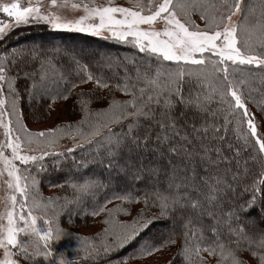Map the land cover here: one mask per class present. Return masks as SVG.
I'll list each match as a JSON object with an SVG mask.
<instances>
[{"label":"snow or ice","instance_id":"6c2138e0","mask_svg":"<svg viewBox=\"0 0 264 264\" xmlns=\"http://www.w3.org/2000/svg\"><path fill=\"white\" fill-rule=\"evenodd\" d=\"M129 3L0 4V12L15 21L0 22V39L13 27L43 21L54 29L96 35L107 30L146 58L132 73L125 68L124 76L116 79L96 76L81 66L79 82L94 81L97 91L108 89V106L94 110L90 104L96 92L78 93L89 97L78 102L83 113L79 121L33 132L23 123L16 81H30V99L48 96L51 101L67 99L78 85L73 82L59 90L63 74L51 57L41 58L35 49L0 53V187L6 193L0 196V264H73L54 253V244L71 235L58 218L66 214L71 221L89 202L90 214L103 213L108 227L101 237H77L88 258L126 246L154 218L166 217L174 226L179 224L180 254L186 264H209L208 257L216 264H247L244 252L264 264V229L242 216L258 202L264 204V133H258L247 106L250 101L264 110V0ZM67 9L82 14L69 18ZM37 59L39 70H26ZM116 91L128 98L117 99ZM66 138L72 147L59 151ZM77 149L91 150L94 156L102 152L109 167L127 156L133 178L147 179L146 188L136 196L113 194L101 203L95 199L101 184L90 178L70 184L71 198L44 197L32 171L45 170V158L56 163ZM72 159L78 168L86 167L83 159ZM141 198L148 208L159 209L155 217L145 218L141 211L131 222L116 219L117 213H127L125 203ZM113 200L122 203L108 208ZM175 235L173 231L160 245L142 246L138 255L175 244Z\"/></svg>","mask_w":264,"mask_h":264},{"label":"trees","instance_id":"16d2710c","mask_svg":"<svg viewBox=\"0 0 264 264\" xmlns=\"http://www.w3.org/2000/svg\"><path fill=\"white\" fill-rule=\"evenodd\" d=\"M32 39H37L39 42L53 43V51L46 48H42L40 50L35 49L28 43V41ZM67 48H70V50H68ZM12 49L22 51L35 49L39 52L41 58L51 57L56 69L60 73H62L65 78L64 81L60 82L59 90L63 91L65 87L70 86V84L73 82L77 83L78 86L72 89L71 93L68 95V98H77L75 103V106H77V108L75 110L81 112L80 114L83 113L78 102L81 99H89V97L85 96L82 98L78 95V93L96 92L97 98H93L92 103L90 104V107L94 110H101L106 108L107 106L104 108L95 107V104H97L98 102L102 103L104 101L109 102L111 99L108 89H99L98 91L96 90L94 81H90L87 83L79 82L80 76L83 75V72H81L80 70L81 66H87V71L96 76H100L105 79H116L118 77L124 76L125 68H127L128 71L132 73L134 71V67L136 65L144 63L146 59L144 53L139 52L136 47L129 43L119 42L114 39L97 38L81 33L55 31L51 30L49 26L45 24H30L14 28L0 41V53L10 52ZM76 51L86 54L89 58L77 59L75 54ZM108 54H113L114 59L107 56ZM102 56H104V60L98 61L97 58ZM26 70L38 71L39 59L31 62L27 66ZM29 85L30 81L26 80L23 77L18 79L15 85L19 91V95L21 96L20 107L23 113L29 111L33 115L37 114L40 116L41 113L45 114L47 112V104H52L53 102L64 100L56 99L54 101H51L50 97L48 96L36 97L29 100L26 98V89L29 87ZM86 85H92V88L87 89L85 88ZM255 86L260 87L259 83H257ZM52 91L55 92L56 89ZM102 91H105L106 93L103 94L101 93ZM114 95L117 99L128 98L119 91H116ZM254 95L256 94L254 93ZM257 98L260 99L261 97L257 96ZM247 106L256 109L258 113L257 115H259L264 121V110L258 107L256 103H252L250 101L248 102ZM230 127L234 129L235 125H232ZM72 157H75L76 162H80L83 159V161L86 163V167L78 168L76 164L73 163ZM135 162V157H133L131 163ZM116 164H118L119 172H115L114 170V166H116ZM108 165L109 160L104 157V154L102 152L101 155L94 156L91 154V150L82 153L80 149H77L76 152L73 153L68 159H60L56 163L52 162V158H48L45 163V170L42 171V178L41 180L39 179L41 188L44 189L45 186L54 187L56 189V197L71 198L73 190L70 187V184L75 181L91 178L99 181L101 184V187L96 192L95 196L96 201L101 203L106 199H111L113 194L131 193L133 196H136L141 194L142 191L146 188V185L148 183L147 179L137 181L133 178L130 170L131 168H128L130 164L128 162L127 156L116 158L111 167H109ZM99 172L101 173V175L99 174ZM106 172L109 173L108 177L105 176ZM47 173L51 176L52 180L55 179L59 182H51L46 180L45 175ZM75 174H77L81 178H75L73 176ZM67 175H71L72 177L69 178L67 177ZM237 191H239V189ZM139 202L143 204L142 207H144L143 209H145V211H150L155 215L159 212L158 208H148L142 198L139 200ZM121 203L122 202L120 200H113L112 203H109L107 205V207L112 208L116 205H120ZM134 203L135 202L125 203L124 205L128 206L133 205ZM262 206L263 204L258 202L257 205L254 206L250 211L242 214L244 220L249 221L248 216L251 213H258L260 218L263 219V226L261 228L259 227L257 220L254 221L256 227L259 229H264V212L261 210ZM90 212L91 207L89 202V206L85 207L83 212H80L79 214L73 213L71 221H69V218L66 214L61 215L59 223L65 230H68V228L72 227H79L80 223L83 226L87 222H91L95 219L96 216L91 215ZM122 213L123 212L117 213L116 219H121V215H123ZM100 215L104 216L103 213H101ZM148 227V229L146 228L147 230L143 229L139 233V235L131 242H129L126 246L115 250L108 255L102 254L101 256L93 259L95 262L91 264H121V261L126 259L127 257H129V259L139 258L140 256L138 255V252L142 246L146 244L160 245L164 240L168 238V236L173 231L176 232V242H181L182 246L183 237L179 234L181 231L179 224H176L174 226L171 219H168L166 217H159L158 219L154 218L150 225H148ZM155 227L157 228L156 231H154ZM171 245L172 244L164 245L160 247L159 250L170 247ZM180 253L181 247L174 256L173 260L167 264H186L185 259ZM248 258H252L251 260L253 261V264H257V260L255 257L251 256L249 252H244L243 259L247 261V264H250ZM209 264H211L210 261ZM212 264H216V262Z\"/></svg>","mask_w":264,"mask_h":264},{"label":"rangeland","instance_id":"374dc122","mask_svg":"<svg viewBox=\"0 0 264 264\" xmlns=\"http://www.w3.org/2000/svg\"><path fill=\"white\" fill-rule=\"evenodd\" d=\"M12 2H14V0H0V4L12 3ZM34 2H35V0H33V3ZM71 2H79V0H71ZM97 2L107 4L108 0H97ZM20 3L22 5H26L28 3V0H20ZM44 3H49V0H44ZM111 3L113 6H124V7L131 6L129 3V0H111ZM65 12L69 18H76L82 14V12L79 10L73 11L71 9H67V10H65ZM0 22H3L4 24H14L15 23L14 18L7 17L6 14H4L2 12H0ZM197 23H200L202 25L203 22L197 18ZM30 24H45V25L49 26V28L51 30H55V31L81 33V34H85V35H89V36H93V37H97V38L114 39V40H117L119 42H122V41L112 37L111 32H109L107 30H102L100 35H96L92 32H88V31L81 32V31H78L75 29H72V30L54 29L51 27V25H49L43 21L32 22V23H29L28 25H30ZM20 26H25V25H20ZM157 27H160V25H157ZM14 28H16V27H13L11 30H8L6 32V34L4 35V37L6 35H8ZM131 39L132 38L130 37L129 40H131ZM1 40L2 39H0V41ZM28 43L30 45H32L37 50H40L42 48H46L48 50L53 51V48H54L53 43L39 42L37 39L29 40ZM126 43H129V42H126ZM129 44L133 45L132 43H129ZM70 48H67V49L70 50ZM75 54H76L77 59H80V58L88 59L89 58L84 53H79L76 51ZM107 56L114 59L113 54H108ZM97 60L103 61L104 56L97 58ZM85 88H87V89L92 88V85H86ZM101 93L105 94L106 92L102 91ZM117 96H119V95H117ZM23 97H24V95H23ZM26 98L30 100L28 93L26 95ZM76 99H77L76 97L71 98V99L67 98L64 100L53 102L52 104H47L46 105L47 112L45 114L41 113L40 116L37 114L33 115L29 111H26L25 113H23V117H22L23 123H25L27 125V127L33 132L46 130L49 128H54V127H57V126L62 125V124H74L77 121H79L83 116V114H80L81 112L75 110L77 108V106H75L76 105L75 104ZM109 103H110V101L109 102L104 101L102 103L98 102L97 104H95L96 105L95 107L104 108V107L108 106ZM19 107H20V102H19ZM248 109H249L250 113L253 115L254 123L257 124L258 133H264V121L262 120V118L259 115H257L258 114L257 110L250 108V107H248ZM2 139H3L2 129H0V140H2ZM62 143H63V147L60 148L59 151H64L65 148L72 147L71 140H69L67 138ZM47 159L48 158H45V160H47ZM135 160H136V158H135ZM16 163L22 169L25 167L24 165L20 164L19 161H17ZM129 167L131 168V166H128V168ZM114 170H115V172H119L118 164H116V166H114ZM100 172H99V174L101 175ZM114 174H116V173H114ZM32 175H34L36 177V179L38 181L39 190L44 197H56V189L54 187L42 186V187H44V189L41 188L40 180L42 178L41 177L42 171L36 172L35 170H33ZM73 176L77 179L81 178L77 174H75ZM105 176L108 177L109 173L106 172ZM45 177H46V180H48V181L59 182L58 180H55V179L52 180L51 176L48 173L45 175ZM67 177L70 178L72 176L67 175ZM3 179H7L6 174H5V177ZM0 185H2V180H0ZM5 194L6 193L3 189V187H0V196H4ZM17 199L19 200V196L17 197ZM142 206H143V204H141L140 202H135L133 205H128V206L124 205V207L127 209V213L123 212L122 213L123 215L119 214V215H121V219H119V220L123 221V222H131L134 218H136L138 216V214L141 213V211H144L145 218L155 217L154 213H152L150 211L147 212V210L145 211V209H143L144 207H142ZM261 209H264V204H263ZM25 211H27V210L25 209ZM105 219H106L105 215L104 216L98 215L95 217L94 220H92L91 222H87L83 226L80 223L79 227H72V228H68V230H65L66 232L71 233V235L62 237L59 241H57L54 244V253L57 256V259H59L61 256H63L65 259L71 260L73 262V264H86V263L91 264V263L95 262L93 259L86 257L84 252L79 248L77 237H89V238H94V237H99V236L101 237L103 235L104 230L108 227V225L104 223ZM248 219H249V221L252 220V222L257 220L260 228L263 226V219L260 218L258 213H251L248 216ZM59 220H60V217L58 218V223H59ZM156 230H157V228L155 227L154 231H156ZM180 247H181V242H176L175 244H172L170 247H167V248L162 249V250H158V252L152 253L151 255L140 256L139 258H132V259H129V257H127L124 260H127L126 264H167L173 260L174 256L179 251ZM204 255L207 256L206 253H204ZM208 259H209L211 264L216 262L214 257H208ZM251 259L248 258L249 263L253 264V261ZM21 264H26V262L21 261ZM114 264H118V263H114Z\"/></svg>","mask_w":264,"mask_h":264}]
</instances>
